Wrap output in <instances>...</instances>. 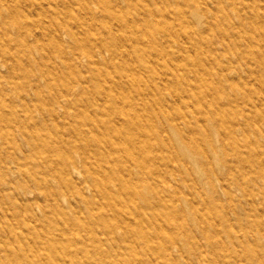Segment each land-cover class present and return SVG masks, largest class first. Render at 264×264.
Segmentation results:
<instances>
[{"label": "rangeland", "instance_id": "rangeland-1", "mask_svg": "<svg viewBox=\"0 0 264 264\" xmlns=\"http://www.w3.org/2000/svg\"><path fill=\"white\" fill-rule=\"evenodd\" d=\"M224 2L228 5L229 1ZM90 4L95 10L99 8L95 1ZM65 6L66 2L61 0H0V62L3 63L0 64V112L35 122V126H30L33 141L27 145L29 154L26 156L38 152L45 155L47 145L58 136L75 140L81 129L87 131L91 126L90 116L96 112L91 103L99 96V85L105 83L90 70L86 57L80 56L76 60L78 64L66 66L62 51L56 48L55 39H51L52 30L41 35L38 20L48 27L49 19L66 18L68 12L88 20V15L77 4L71 5L74 9H64ZM55 10L61 13L54 14ZM198 10L204 22L208 18L213 21L214 28L227 26L218 5L211 12L200 7ZM228 11L234 22L239 23L238 11L230 8ZM99 12L100 15L101 10ZM93 24L96 27L90 29L88 35L100 29L99 20H93ZM208 33L206 31L204 37ZM77 34L82 39L86 37L83 29L78 28ZM61 37L68 58L72 59L74 38L65 33ZM252 44L255 53L248 52L242 42L245 52L240 59L232 58L234 68L228 72L231 81L218 83V77L226 71L225 58H220L219 62L215 57L198 53L196 57L200 61L196 63L187 57L179 59L188 64L185 77H169L168 86L179 85L180 92L173 94L167 90L163 95H146L154 97L155 107L163 108L156 111L155 129L164 126L169 119L178 125L186 140L196 138L197 145L204 147V153L192 157L196 144L189 145L191 149L182 148L169 127L167 131L160 128L158 133L164 135L173 148L169 149L159 140L155 147L158 156L154 173L156 199L163 198L168 204L181 208L176 218H167L166 227L175 229L176 234L183 237L177 225L185 222L190 233L188 245L192 248L183 243L184 249L178 250L163 233L153 230L147 231L149 239L145 242H135L131 235L127 236L119 249L99 243L104 237L103 224L97 217L96 197L92 183L85 178V169L75 177L88 202L80 198L75 188L66 196L62 195L57 182L49 177L59 206L53 204V196H47L49 190L44 187L34 188V197L22 194L18 179L27 171L25 167L37 164L38 157L27 158L18 152V161L7 160L8 168L3 162L1 165L5 170L0 174V264H264V122L260 112L264 110V38L253 40ZM97 56L112 57L109 50H101ZM196 68L204 71L202 77L196 76ZM65 91L70 93L69 98H75L74 103L66 113L51 115L56 99ZM214 110L224 112L227 119L245 122V130L226 135L220 121L210 119ZM205 113H210L208 119L203 117ZM198 119L201 120L198 122ZM253 124L260 125L262 132H250ZM5 133L4 126L0 129V160L11 146ZM36 138H40L38 144L34 143ZM208 163L213 168L208 167ZM226 185L228 192L224 189ZM69 202L73 205L71 208L66 207ZM210 205H215V212L211 213L214 225L206 221L210 238L206 240L200 222L206 218ZM163 211L171 216L168 207ZM11 213L17 217L24 215L42 226L40 234L29 233L27 237L29 242L31 239L37 242L17 240L12 235L9 223L16 221V217L12 218ZM75 217L92 220L94 231L85 234L71 225L69 229L75 235L69 240L61 230L48 227L55 220ZM154 221L163 222L161 217Z\"/></svg>", "mask_w": 264, "mask_h": 264}, {"label": "bare ground", "instance_id": "bare-ground-1", "mask_svg": "<svg viewBox=\"0 0 264 264\" xmlns=\"http://www.w3.org/2000/svg\"><path fill=\"white\" fill-rule=\"evenodd\" d=\"M61 1L66 2L64 9H74L71 5L77 4L88 15V20L79 19L72 12H68L69 17L65 15L66 18L49 19L48 27L38 20L39 29L41 35L46 34L47 30H52L51 39H55L56 48L62 51L61 56L66 66L78 64L76 60L80 56L86 57L90 70L105 81L98 87V98L91 103L96 112L90 116L91 126L87 131L81 129L78 139L69 140L58 136L51 141L52 144H48L45 149L48 156L39 152L26 156L29 154L27 145L33 141V129L30 126H35L34 121L25 122L16 116L0 112V129L6 127L5 136L9 137L11 144L7 155L1 157L0 174L4 173L3 166L9 167L7 160H19L18 152L24 153L27 158L37 156V164L25 167L27 171L22 172L21 179H18L22 194L29 193L34 197V188L40 190L44 187L49 190L46 191L47 196H53V204L60 206L49 177L57 182L62 195L66 196L75 188L80 198L88 202V196L75 177L85 169V178L92 183L93 196L96 197L97 206L94 207L97 209V217L103 224L104 237L99 239V243H108L111 247L119 249L127 236L131 235L135 242H145L149 239L147 231L153 230L158 234L163 233L170 245L183 250L190 237L186 230L187 224L181 221L177 225L179 234L183 237H179L175 229L166 227L167 218H176L181 208L168 204L163 198L159 201L156 199V142L159 140L169 149L173 148L172 143L165 141V136L158 132L162 127L166 131L168 127L173 129L174 135L185 149H191L189 145L195 143L192 157L197 153H204V147L197 145L196 138L189 137L186 140L178 125L169 119L164 126L155 129L156 111L163 108L155 107L154 97L146 95H163L167 90L173 94L180 92L182 87L179 85L168 86L169 77H185L188 64L179 59L187 57L192 63H196L200 61L196 57L198 53H204V57L208 58L215 57L219 62L220 58H225L226 71L218 77V83L222 85V80L231 81L232 76L228 72L234 68L232 58L240 59L241 53L245 52L242 42L248 52L255 53L252 41L264 38V0H228V5L224 0H119L114 1L115 3L108 0ZM94 1L98 4L97 10L90 4ZM215 5L220 7L222 18L227 25L221 29L214 28V23L209 18L204 22L198 14V7L211 12ZM229 8L238 11L239 23L234 22ZM53 13L61 12L55 10ZM93 20H99L101 26L99 30L88 35L89 30L96 27ZM61 28L64 31H61ZM78 28L84 30V39L78 36ZM206 31H209V35L204 37ZM62 33L74 38L72 59L68 58L65 51ZM101 50H109L112 57L99 58L97 52ZM194 70L197 77H202L203 70ZM69 95L70 93L65 91L56 99L51 108V115L66 113L75 101V98H69ZM56 107L61 110L58 111ZM10 112L12 113V110ZM260 112L264 122V110ZM209 114L205 113L203 117L208 119ZM210 119L220 121L221 130L226 135L232 136L235 132L245 130V122L227 119L220 110H214ZM199 120L201 119L197 121ZM249 130L252 133L262 132L258 124H253ZM39 142L40 138L34 140V143ZM208 167L213 168V165L208 163ZM224 189L228 192L227 185ZM72 206L70 202L66 205L67 208ZM165 207L169 208L171 216H167L163 211ZM207 209L208 214L201 220L200 227L206 240H210L206 221L214 225L211 213L215 205H210ZM11 215L12 218L16 217V221L10 222L9 228L17 240L27 239L29 233L40 234V224L34 221L32 223L24 215ZM159 217L163 222L154 221ZM71 225L77 230H83L85 234L94 231L92 220L78 217L55 220L48 227L61 230L69 239L75 235L73 230L69 229ZM27 240L28 243L37 242Z\"/></svg>", "mask_w": 264, "mask_h": 264}]
</instances>
